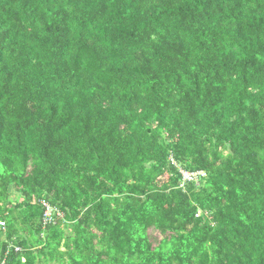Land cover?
Returning a JSON list of instances; mask_svg holds the SVG:
<instances>
[{"label": "trees", "instance_id": "obj_1", "mask_svg": "<svg viewBox=\"0 0 264 264\" xmlns=\"http://www.w3.org/2000/svg\"><path fill=\"white\" fill-rule=\"evenodd\" d=\"M0 223V264H264V0H0Z\"/></svg>", "mask_w": 264, "mask_h": 264}, {"label": "built area", "instance_id": "obj_2", "mask_svg": "<svg viewBox=\"0 0 264 264\" xmlns=\"http://www.w3.org/2000/svg\"><path fill=\"white\" fill-rule=\"evenodd\" d=\"M179 174L181 175V178H182V186L186 183H191V182H195L196 184H198V181L200 180V178L204 177L202 173H188L181 169H179ZM39 203L41 207L43 208V212H44V215H43L44 225L52 224L54 221V216L59 215L56 209H54L46 201H40ZM4 228H5V224L0 223V229H4Z\"/></svg>", "mask_w": 264, "mask_h": 264}, {"label": "rangeland", "instance_id": "obj_3", "mask_svg": "<svg viewBox=\"0 0 264 264\" xmlns=\"http://www.w3.org/2000/svg\"><path fill=\"white\" fill-rule=\"evenodd\" d=\"M70 232H71V231H70L69 228L65 230V234H66V235L69 234ZM152 235H153V238H152V239L154 240V239L156 238V240H157L158 234L153 233Z\"/></svg>", "mask_w": 264, "mask_h": 264}]
</instances>
